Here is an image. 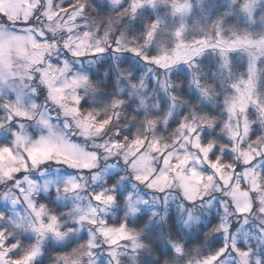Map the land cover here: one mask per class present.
<instances>
[{
	"label": "snow or ice",
	"instance_id": "6c2138e0",
	"mask_svg": "<svg viewBox=\"0 0 264 264\" xmlns=\"http://www.w3.org/2000/svg\"><path fill=\"white\" fill-rule=\"evenodd\" d=\"M0 264H264V0H0Z\"/></svg>",
	"mask_w": 264,
	"mask_h": 264
}]
</instances>
